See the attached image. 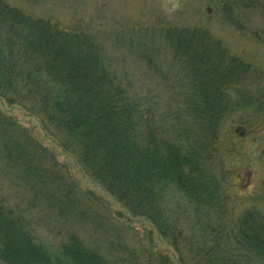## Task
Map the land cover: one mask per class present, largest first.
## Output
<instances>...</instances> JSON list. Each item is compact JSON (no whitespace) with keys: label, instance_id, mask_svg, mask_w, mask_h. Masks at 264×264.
Wrapping results in <instances>:
<instances>
[{"label":"trees","instance_id":"1","mask_svg":"<svg viewBox=\"0 0 264 264\" xmlns=\"http://www.w3.org/2000/svg\"><path fill=\"white\" fill-rule=\"evenodd\" d=\"M220 4L229 24L264 43V0ZM255 14L262 22H254ZM166 27L161 36L177 71L159 114L150 91L139 92L112 69L94 30L67 29L0 0V102L23 107L58 132L61 145L105 192L177 250L189 247L193 264H264V212L252 205L233 218L222 161L223 122L264 114V70L201 25ZM6 125L0 132L13 138L15 123ZM6 144V158L21 148ZM32 148L25 167L35 165ZM59 201L70 205L65 196ZM27 209L0 202L1 261L134 264L73 232L53 252L37 240ZM190 229L203 236L188 237ZM163 263L172 264L169 258Z\"/></svg>","mask_w":264,"mask_h":264},{"label":"rangeland","instance_id":"2","mask_svg":"<svg viewBox=\"0 0 264 264\" xmlns=\"http://www.w3.org/2000/svg\"><path fill=\"white\" fill-rule=\"evenodd\" d=\"M6 1L67 29L85 25L94 30L112 69L139 92L150 91L152 106L159 114L166 110L177 71L161 36L168 25H201L232 54L264 70V43L223 18L222 0ZM253 19L262 22L258 14ZM175 89L177 86L172 92ZM168 105L175 107V103ZM0 113V129L7 128L11 120L16 125L11 126L13 138L0 132V202L28 208L26 216L40 243L57 252L73 232L98 250L125 256L134 264H164L165 258L172 264H193L189 247L182 245L177 250L149 221L130 214L81 168L76 156L61 145L58 132L47 128L41 118L3 102ZM222 138L233 218L252 205L264 212V114L253 117L249 112V118L241 115L224 121ZM7 141L21 144L10 158L4 156L9 150ZM33 143L35 165L25 167L22 161L31 155ZM62 196L70 205L59 201ZM186 235L198 239L203 231L190 229ZM0 264L9 263L0 260Z\"/></svg>","mask_w":264,"mask_h":264},{"label":"water","instance_id":"3","mask_svg":"<svg viewBox=\"0 0 264 264\" xmlns=\"http://www.w3.org/2000/svg\"><path fill=\"white\" fill-rule=\"evenodd\" d=\"M27 264H51V263H48V262H30Z\"/></svg>","mask_w":264,"mask_h":264}]
</instances>
